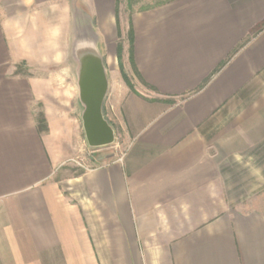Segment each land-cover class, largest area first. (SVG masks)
I'll return each instance as SVG.
<instances>
[{
  "label": "crops",
  "instance_id": "0c3cea01",
  "mask_svg": "<svg viewBox=\"0 0 264 264\" xmlns=\"http://www.w3.org/2000/svg\"><path fill=\"white\" fill-rule=\"evenodd\" d=\"M114 10V0H0V264H264V199L226 205L221 163L264 124V0L131 14L134 65L155 95L126 100L119 158L63 175L78 149L55 127L43 72L69 41L80 105L75 35L103 36ZM109 89L103 116L122 96Z\"/></svg>",
  "mask_w": 264,
  "mask_h": 264
},
{
  "label": "rangeland",
  "instance_id": "374dc122",
  "mask_svg": "<svg viewBox=\"0 0 264 264\" xmlns=\"http://www.w3.org/2000/svg\"><path fill=\"white\" fill-rule=\"evenodd\" d=\"M114 23H110L105 34H97L96 30H77L79 35L95 38L96 49L103 55L111 96L119 98V108L114 114L110 105L105 106L104 117L115 130L114 143L110 146L91 149L87 146L81 123L82 107L75 101L70 88V42L66 46L56 45L49 56L62 58L61 62L51 61L45 67L44 79L51 81L52 92L47 94V107L51 111L55 127L59 133H67L71 142L77 146V152L64 165L65 174L76 176L86 169L98 167L119 158L125 144L118 135L120 126L117 120L124 121V105L133 97L155 95L153 90L144 84L136 75L131 62L130 18L135 11L165 5L173 0H114ZM84 31V30H83ZM99 35V36H98ZM100 37V43H98ZM50 57V58H51ZM65 59V60H64ZM22 70L25 68L22 67ZM46 75V76H45ZM123 93V94H122ZM121 107V108H120ZM41 109L38 108V113ZM134 115V111L132 112ZM116 116V118L114 117ZM250 140L244 149L237 146V153L229 157H221L222 194L226 205L252 204L264 199V124L249 126L243 130Z\"/></svg>",
  "mask_w": 264,
  "mask_h": 264
},
{
  "label": "water",
  "instance_id": "95a60500",
  "mask_svg": "<svg viewBox=\"0 0 264 264\" xmlns=\"http://www.w3.org/2000/svg\"><path fill=\"white\" fill-rule=\"evenodd\" d=\"M86 33L75 35L73 58L78 64L79 102L82 107L81 123L86 144L91 149L110 146L114 143V130L105 120L102 105L108 83L96 49L95 38ZM98 71V80L93 81L91 70Z\"/></svg>",
  "mask_w": 264,
  "mask_h": 264
},
{
  "label": "trees",
  "instance_id": "16d2710c",
  "mask_svg": "<svg viewBox=\"0 0 264 264\" xmlns=\"http://www.w3.org/2000/svg\"><path fill=\"white\" fill-rule=\"evenodd\" d=\"M132 28H131V25H130V46H131V62H132V65H133V68H134V71L136 73V75L139 77V79L143 82V80L140 78L137 70H136V67L134 65V61H133V57H132ZM144 83V82H143ZM145 84V83H144ZM37 129L39 132H46L47 131V124L44 120V117L42 114H39L37 116Z\"/></svg>",
  "mask_w": 264,
  "mask_h": 264
}]
</instances>
